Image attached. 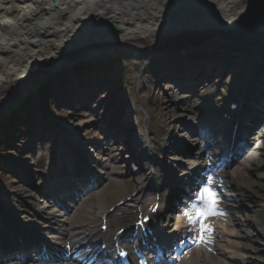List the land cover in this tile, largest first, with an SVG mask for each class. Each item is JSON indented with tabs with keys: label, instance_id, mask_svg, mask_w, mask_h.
<instances>
[{
	"label": "bare ground",
	"instance_id": "6f19581e",
	"mask_svg": "<svg viewBox=\"0 0 264 264\" xmlns=\"http://www.w3.org/2000/svg\"><path fill=\"white\" fill-rule=\"evenodd\" d=\"M113 27H118L117 34L113 32ZM42 28L44 36L39 34V29ZM173 29L183 30V32ZM188 32L191 35L183 38L185 49L192 48L193 43L188 41L195 42L193 38L200 40L204 34H227L231 36L233 42L239 43L241 46H249L250 49H247L249 55L254 60L259 56L261 62L264 60V53H260L256 49L260 47L264 49V0H57V3L55 0H0V98L8 94L14 87H18L21 94L29 95L27 90L34 78L43 75L46 68H53L56 62L67 61L76 52L85 51L92 56L95 54L106 55L110 52L128 53L129 51H135L142 55L147 51V54L152 56L153 52L145 51L146 48L143 44L151 39L153 33L155 34L153 42L166 39L168 42L166 46L172 47L174 40L180 39V43H182V37L181 35L177 36V33L187 35ZM166 36L169 37L166 38ZM215 38L216 40L213 42L209 40L210 43L206 42L205 44L203 42L201 46L198 44L199 47L195 49H208L210 44L212 46L219 42L223 43L220 35L215 36ZM182 51L181 53H184ZM177 59L180 62L183 61L179 59V55L176 53L175 56L167 58L166 61L155 62V79L191 86L195 80L206 78L208 74L210 75L220 68L209 64H200L196 60L184 61L183 67H180L177 65ZM255 77L254 73L249 74L247 80L249 85L253 83L251 81ZM71 80L74 87L77 88L75 96L84 91L85 87L82 82L73 80V78ZM261 87V83L257 87L258 89H252V87L245 85L240 92V97L244 100L246 97L247 99H254L250 103H247L246 100L244 101L246 103L243 102L242 115L244 116L241 118V122L245 120L244 117H249L248 114H251L252 108H264V87ZM77 99H79L78 108L74 103L70 104L66 101L62 105L74 106L76 110L81 111L77 115L88 116L91 112L83 108V104H85L83 99L81 97ZM206 103H208L207 98L203 100L202 104ZM2 111L5 112V110ZM135 111L133 107H127L121 125H118V128H112L113 133L122 135V132H125L127 134L130 143L127 145V152L129 151L130 160L133 163L141 162L145 152L140 149L147 144L144 136L132 132V129L138 125L134 124L137 121L134 116ZM23 112L19 111L20 114H24ZM240 113L238 117L241 116ZM142 114L144 128L147 130L146 109H143ZM25 116L22 117L25 119ZM83 117H80L82 119L79 123L76 121L75 123L87 122L88 124L91 122L84 120ZM3 121H6V125L10 128L16 126L12 119L3 118ZM3 126L5 127V124ZM80 126L76 125V128ZM239 129L236 128V134H239ZM242 129L244 130L243 126ZM78 130L76 131L78 132ZM13 131L15 130L13 129ZM5 134L0 135V146ZM255 137L259 140L251 143L249 157L244 159V162L238 165L235 171L228 172L224 176L230 180L229 185L241 193L243 199L251 197L252 200L257 197L252 190L253 184L244 173L246 171L254 172L260 168L264 169V160L255 157L256 151L264 155V128L260 127L256 130ZM121 139L122 142L125 141L123 138ZM90 145H92L91 142H84L83 147L79 146L82 155L78 156V161L70 153L65 154L68 149H60L64 155L57 160L59 170L71 168L73 171L71 176H75L77 164L86 163L87 157L84 158L86 152L84 149ZM159 146L160 144L156 145L157 150L161 148ZM213 151L218 152L217 156L213 152L212 156L215 159L224 155L223 150ZM208 156L205 159H210ZM110 159L111 162H114L118 160V157L110 154ZM138 172L144 174L145 169L138 170ZM123 174L120 168L104 163L102 170L94 174L96 181L103 182L100 186V192L95 197V206L86 205L81 209H73L75 210L74 214L72 218L67 219L68 221H60L54 212L44 217V212L41 209H29L32 217L36 218L34 226L39 231L26 229L27 226H23L20 231L25 237H31L34 241L33 244L40 247L39 250H44L43 252L47 254L45 255L47 262L33 260L27 264H53L50 263L53 260L52 255L59 252L64 244H70L71 248L79 250V246L86 239L95 243H102L105 248L110 246L113 234L110 237L107 234H101V229L98 228L101 219L105 217L106 221L108 220V231L114 233L115 228L129 225L132 218V212L126 210L124 204L121 203L125 198L126 187L118 181V177ZM149 179L150 177L147 178V180ZM133 182H137V180L134 179ZM62 183L68 184L69 182L68 180L55 179L52 186L55 190H63V187H60ZM142 185V183L138 185L137 193ZM137 196L141 198L140 192ZM146 199L149 204L152 202L153 196H148ZM256 204L253 202L254 207ZM118 214H122V216ZM244 221L254 228L257 233L256 236L264 239V224L260 219L247 217ZM214 222L211 221L206 225H215ZM216 222L217 228H219V231H216V251L213 253L193 252L184 257L179 264H228L229 262L234 264H263L258 258H248L244 254L248 248L235 240V238H240L243 235L242 230L234 228L238 225L236 218L231 217L223 224L219 221ZM30 224L31 222L28 223V225ZM54 226L56 227L54 228ZM45 229L49 231L43 237L40 235L42 233L40 231ZM50 232L51 235H48ZM13 235L12 230L10 233H2L3 240L0 243L13 245L14 239H10V237L13 238ZM59 239L64 244L60 243ZM22 240L24 242L19 244L17 242L19 248L26 244V240L24 238ZM1 248L2 246L0 252H2ZM63 250L68 249L63 248ZM8 251L5 247L2 254L5 255ZM11 255L15 256L13 253ZM81 257L86 256L82 255ZM86 260L88 261V258ZM18 263V260H14L9 264Z\"/></svg>",
	"mask_w": 264,
	"mask_h": 264
},
{
	"label": "rangeland",
	"instance_id": "374dc122",
	"mask_svg": "<svg viewBox=\"0 0 264 264\" xmlns=\"http://www.w3.org/2000/svg\"><path fill=\"white\" fill-rule=\"evenodd\" d=\"M173 30L183 32V30L179 29ZM113 32L115 34L118 33L115 27H113ZM39 34L41 36L45 35L43 28L39 29ZM208 34L202 35L200 40H197L198 38H193L195 42H190L194 43L192 44L193 46L198 44L201 46L203 42L205 44L206 42L210 43L209 40L213 42L216 40L215 36L218 37L220 35L223 43L219 42L220 44L217 43L212 46L210 44L208 49H198V53H218L230 57L229 61L232 67L225 75L222 73L223 76L221 78L213 76L209 80V84L204 91L198 92L194 97L191 95L192 98L189 99L183 100V98H181L183 101L178 99L180 98L179 96H174L172 98L166 97L163 91H161V87L163 90H167L166 92L170 93H173L176 89L170 91L168 89L170 86L165 81L161 79L157 81L155 79L156 74L153 65L156 61V57L155 54L152 56L148 55L146 50L154 53L160 52L159 49L161 47H166L165 45H167L168 42L166 39L153 42V37H155L154 33L151 39H149L146 44H143L144 48H146L145 54L141 55L135 51H129L128 53L110 52L106 55L95 54L91 56V54H87L85 51L76 52L72 54L67 61L61 60L60 62H56L53 68H46L43 71V75L34 78L30 84V88L27 90L29 95H25L26 93L21 94L19 88L14 87L8 94L1 97L0 130H2V132L3 130L5 131V127L3 129L1 128L3 118L10 119L12 116L14 121L17 120L16 117L11 114L14 111L26 107L23 112L24 114H22L23 116L26 115V118L24 119V117H21V121H15L16 123L19 122V126L13 127V129H16L15 131L17 133H15L17 136L15 135L13 139L10 138L9 144L5 146L0 154V210L11 213L12 219H15L13 217L17 215V213L12 212L13 210H16V212L24 211L25 213L30 211L29 208H27L28 205L32 207L36 206L35 201L31 197L35 188L33 186L42 183L40 179H44L46 182V177L50 169H54V167L58 165L56 161L58 156L61 157L59 151V148L61 149V143L64 144L63 148L65 150L68 147L72 149L71 152L74 153L80 151V145L83 147L84 142H91L94 138H97L99 144L103 138L100 132L102 124H113L114 126L121 125V120L123 119L125 108L127 107H133L137 111L139 124L134 128V133L141 136L147 135L145 138L147 140L150 138V143L155 141L156 143L163 144L164 151L160 152V154L166 151L165 161L170 165L174 164L173 158L175 155L173 152L169 151L168 146L174 142L175 138L186 140L185 137H187V135L184 131H181L182 126L196 123L195 117H198L199 114L210 112L214 107L217 109V113L225 109L229 97L237 94L240 90L239 82L240 76L244 70L243 64L245 59L249 57V51H247V49H250V47L241 46L239 43L233 42L230 35ZM179 35H181V39L183 40L184 37L191 35V33L188 32L187 35L177 33V36ZM169 36H166V38ZM101 46H103L102 43ZM256 50L260 53H264V49L261 47ZM98 60L101 63V67L98 65L96 66V61ZM160 61L166 60L161 57ZM179 61L180 60L177 59V64ZM80 63L86 64L85 66L87 67L77 68L81 67L78 65ZM261 63L262 68H254L260 71L255 75L257 79L264 80V61ZM89 65H94V68L90 69L88 67ZM75 71L80 74L83 73L81 75H84V77L78 78L77 80L80 82L81 80L85 81L82 82L83 84L85 83V89L92 91L91 88H96V90L92 92V99L94 100V107L96 110L84 117L77 115L81 111L76 110L74 106L62 105V103L66 101L70 104L74 103L78 108L77 102L79 99H77V94L79 93L75 96L77 88L72 85L73 81L71 78H67L68 81L60 86L53 82L55 74L58 72H66L67 75L65 76H68L72 75ZM97 73H100L103 78L108 76L109 85L99 86L101 78ZM88 74L96 75L95 77H91L88 76ZM46 80H49L50 84L55 87V91L53 92V86H50V92H52L54 99L52 102H48V107L46 106L47 110L52 111L51 114L54 124H51L52 122L50 123L51 127L48 128L47 132L42 129L40 133H38V130L34 127H36L37 124H41V126L43 125L42 127H44L48 120V113L45 110L46 113L41 112L39 107L37 108L35 102L38 104L42 103L37 98V100H34V96H36V89ZM197 96L202 98L209 96L208 100L210 104L206 103L205 105H201ZM25 102L30 103V106H25ZM215 102L218 103L215 104ZM33 104L35 106H32ZM219 104H224V106L220 107ZM60 106L62 107L60 108ZM140 106H145L147 108L149 112L147 117L150 122V127L154 126L155 128L148 134H145ZM220 108L222 109L220 110ZM2 110H5V112ZM8 115L10 116L8 117ZM27 115H30L29 119ZM80 117H83L86 121L90 120L91 122L88 124L87 122L77 124L82 119H80ZM26 120L29 124L26 123ZM75 121L77 123H75ZM76 125L81 126L76 128ZM28 129L30 132L32 129L33 132L35 131L33 135L27 132ZM45 129H47V127ZM75 129H79L78 132ZM68 141L73 142V144L68 146L70 144ZM75 141L76 143H74ZM151 146H153V144ZM16 147H18V153L13 152ZM30 148L32 150H30ZM160 154H158V156L162 157L163 155ZM96 155L98 156L100 154L96 153ZM259 155L258 159L264 160L263 153ZM246 175L253 184L252 190L256 193L257 197L252 200L251 197L243 199L241 193L238 192L237 189L232 192L231 195L236 194L233 196L236 202L232 201L228 202V204L230 206L235 205L232 212L238 220V225L234 228L243 231L242 237L235 240L248 248V251L244 252L248 258H258V260L264 264V239L260 236H256L257 233L254 231V228L244 221L247 217L252 219H256L257 217L264 224V169L260 168L254 172L246 173ZM253 202L257 203L255 207ZM95 204L96 198L94 194L87 201V205L95 206ZM22 216H24L25 220L27 219L26 214ZM1 225H3V223H1ZM228 264L234 263L229 262Z\"/></svg>",
	"mask_w": 264,
	"mask_h": 264
},
{
	"label": "snow or ice",
	"instance_id": "6c2138e0",
	"mask_svg": "<svg viewBox=\"0 0 264 264\" xmlns=\"http://www.w3.org/2000/svg\"><path fill=\"white\" fill-rule=\"evenodd\" d=\"M219 195L216 191L213 178L211 176L198 188L193 202L187 205L182 213L187 222L197 227L199 233L197 242H205V232H210L212 229L205 224V220L209 216L223 213L218 209ZM147 219V218H145ZM142 224L143 222H138ZM121 256H125L126 253L121 252Z\"/></svg>",
	"mask_w": 264,
	"mask_h": 264
},
{
	"label": "trees",
	"instance_id": "16d2710c",
	"mask_svg": "<svg viewBox=\"0 0 264 264\" xmlns=\"http://www.w3.org/2000/svg\"><path fill=\"white\" fill-rule=\"evenodd\" d=\"M62 76H63V73L60 72L57 74V79L59 82L62 81ZM48 85H49V82H45L44 84H42L39 88H38V91L39 93L45 97V99H49L48 95H47V91H48ZM4 124H6V121L3 122ZM15 123V122H14ZM5 131H6V134L10 133V127H8L6 125L5 127ZM4 140L6 141V139L4 138ZM1 141V140H0Z\"/></svg>",
	"mask_w": 264,
	"mask_h": 264
},
{
	"label": "water",
	"instance_id": "95a60500",
	"mask_svg": "<svg viewBox=\"0 0 264 264\" xmlns=\"http://www.w3.org/2000/svg\"><path fill=\"white\" fill-rule=\"evenodd\" d=\"M55 3H57V0H55ZM115 30L117 31L118 30V27H115ZM182 40V39H181ZM188 42H190V41H188ZM172 43V42H171ZM185 42H183V40H182V43H180V39L179 40H174L173 41V44H172V47H168L169 48V50H173V51H179V50H181V48H183V44H184ZM169 50H167V51H169Z\"/></svg>",
	"mask_w": 264,
	"mask_h": 264
}]
</instances>
